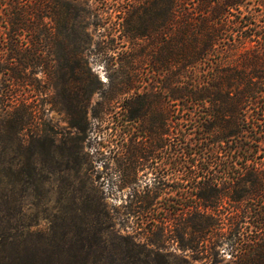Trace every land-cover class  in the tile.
Returning <instances> with one entry per match:
<instances>
[{
    "label": "trees",
    "instance_id": "obj_1",
    "mask_svg": "<svg viewBox=\"0 0 264 264\" xmlns=\"http://www.w3.org/2000/svg\"><path fill=\"white\" fill-rule=\"evenodd\" d=\"M97 1L127 46L107 85L85 75L89 0H0V145L43 139L58 78L78 146L89 114L110 130L107 196L133 238L264 264V0Z\"/></svg>",
    "mask_w": 264,
    "mask_h": 264
},
{
    "label": "rangeland",
    "instance_id": "obj_2",
    "mask_svg": "<svg viewBox=\"0 0 264 264\" xmlns=\"http://www.w3.org/2000/svg\"><path fill=\"white\" fill-rule=\"evenodd\" d=\"M88 6L92 42L83 53L85 75L89 84L95 85L97 76L107 85L116 74L113 51L123 53L127 46L115 31V11L97 14L96 8H105L97 0ZM67 70H58L57 77L68 78ZM61 84L57 78L58 91L45 104L51 111L43 139L0 145V264H200L177 243L133 238L132 224L121 215L123 208L119 212L125 198L107 196V155L115 148L106 136L110 130L89 114L90 127L78 146L64 105H74L75 96ZM101 98L95 94L92 104Z\"/></svg>",
    "mask_w": 264,
    "mask_h": 264
}]
</instances>
